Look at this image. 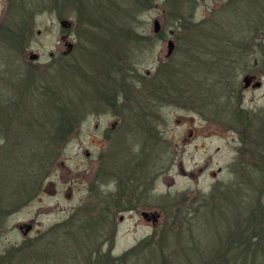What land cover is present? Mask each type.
<instances>
[{
    "label": "rangeland",
    "instance_id": "obj_1",
    "mask_svg": "<svg viewBox=\"0 0 264 264\" xmlns=\"http://www.w3.org/2000/svg\"><path fill=\"white\" fill-rule=\"evenodd\" d=\"M62 15L67 33L42 14L27 49L0 43V256L91 264L90 249L119 257L149 240L126 264H264V85L242 108L226 86L264 76V0H73ZM58 90L84 102L59 148L45 97ZM115 90L118 113L90 106ZM132 177L133 208L106 206ZM89 217L104 222L91 235Z\"/></svg>",
    "mask_w": 264,
    "mask_h": 264
},
{
    "label": "flooded vegetation",
    "instance_id": "obj_2",
    "mask_svg": "<svg viewBox=\"0 0 264 264\" xmlns=\"http://www.w3.org/2000/svg\"><path fill=\"white\" fill-rule=\"evenodd\" d=\"M72 9H73V0H49L48 2L45 1L43 3H41V0H0V43L8 47L11 46L13 48H18V49H27L29 47L30 34L33 30V25H32L33 19L38 16H41L42 14H57L60 18L59 19L60 26L67 33L74 27V23L69 19L63 18L64 15H62V13H64L65 11H67L68 13L72 11ZM25 18H27L28 20L26 21ZM64 21L66 22L65 26H63L62 24V22ZM154 33H155L154 35L158 37H163L164 34L162 27H160L158 32L154 31ZM37 34L42 35L41 31H38ZM169 34L171 38L174 36V32L172 30L169 31ZM111 36L112 35H110L109 38H112ZM116 36L113 35V37ZM60 39L65 41V45L67 46V48L69 44H73L71 41H69V34L62 35ZM65 53H69V52H65ZM246 77L251 78L249 82L244 81ZM263 79H264L263 75L258 76L255 74L248 73L243 78L244 86L242 90L238 87L234 88L230 83H228L229 82L228 80L226 86L229 89L228 90L229 98L233 100L234 104H236L237 106L240 105L242 108L245 103L244 92L262 88L264 85ZM118 94L119 92L117 90L110 92L103 91L99 97L98 105L93 107L97 108L102 103H104L103 107H105V109L113 110L118 113L122 109V106L118 104V96H117ZM117 124H118V120H116L112 124V129H115ZM96 128H98V125H96ZM127 134L128 133H126L125 135L127 136ZM193 134L194 131L191 130L190 135L192 136ZM108 139H111V136L109 135L105 136V140ZM87 155H90L89 151H87ZM129 186L130 187L123 188V190L121 189L120 192L118 193H110L108 195L107 201L105 202L106 206H108L109 204V205H115L117 206V208H122L123 206V208L132 209L133 208V177L131 178ZM150 216L151 215L149 213V215L146 218L150 219ZM151 219H153L154 223H156L158 220V216L153 215ZM36 225L37 223H35V221L32 220L28 223L20 224L19 228L23 231L24 237L28 238L29 234L33 231ZM30 246L31 244H27L24 247H30ZM32 253H34L33 250H28L26 248L18 249L16 251H11L9 252V255H7L3 259V262L4 264L25 263L26 261L33 259ZM17 254L18 256L20 255L21 256L16 259ZM27 254H30L31 257L25 258ZM91 261L95 262V259H92ZM98 261H102L101 262L102 264L105 263V259H103V257L98 259Z\"/></svg>",
    "mask_w": 264,
    "mask_h": 264
},
{
    "label": "trees",
    "instance_id": "obj_3",
    "mask_svg": "<svg viewBox=\"0 0 264 264\" xmlns=\"http://www.w3.org/2000/svg\"><path fill=\"white\" fill-rule=\"evenodd\" d=\"M136 2H133V8ZM136 37V36H135ZM115 66V65H114ZM72 72L76 73V74H80V78L83 74V72H81V69L79 68H71ZM83 79V78H82ZM58 93H53L52 91L50 92V94L48 93V96L46 95V99L48 101H50L51 103V107L53 105L54 108H52V110L55 111L56 113V119L53 120V128H52V133L53 137L52 140L54 146L56 145L57 148L62 147L67 140L70 138V136H72V134L77 130V126L80 124V117L82 118V107L84 106V102L82 100L81 96L78 95H74V94H70V93H63V91L61 90V92L58 90ZM100 93V92H99ZM99 97V96H98ZM99 101V99H97V101H93L91 102L90 106H96L98 104H95ZM51 145V144H49ZM55 155H56V151ZM40 187V185L37 184V187ZM90 219V217H89ZM86 219L87 221V226L86 228L84 227V232H87V234L91 235V234H95L98 230V226H104V222H98L95 217H92L90 220ZM109 219V218H107ZM108 221H111V219H109ZM86 230V231H85ZM71 235H81V231L78 228H72V231L69 233ZM165 237H162V239H164ZM113 239V235H111L110 240L112 241ZM147 242H149V240L144 241L143 243H140V245L143 246H147ZM138 245L135 248H131L130 250H128L127 252H125L122 256L119 257H113L111 256L109 253H105V263L104 264H126V260L129 259L130 257H134L137 252H138V248H140ZM161 248L163 249V246H161ZM111 250V249H110ZM109 250V251H110ZM102 248H94L93 250L90 249V254L88 255L89 257L93 255V259H95V262L90 261L91 264H102V261H98V259H100L102 257ZM6 257V255H1L0 256V264H4L3 259ZM92 260V259H91ZM89 264V263H88Z\"/></svg>",
    "mask_w": 264,
    "mask_h": 264
},
{
    "label": "water",
    "instance_id": "obj_4",
    "mask_svg": "<svg viewBox=\"0 0 264 264\" xmlns=\"http://www.w3.org/2000/svg\"><path fill=\"white\" fill-rule=\"evenodd\" d=\"M62 24H63V26H65L66 25V22L64 21V22H62ZM160 27H161L160 22L158 20H155L154 21V31L155 32H158L159 29H160ZM167 47H168V53H167V55L170 56L173 53L174 49H175V42L173 40H169L168 43H167ZM72 49H73V44H69L68 51L67 52H70ZM30 58L31 59H36V58H38V55L33 53V54L30 55ZM250 79L251 78H247L246 77L244 79V81L245 82H249ZM148 215H149V213H147V212H144L143 213V216L144 217H147Z\"/></svg>",
    "mask_w": 264,
    "mask_h": 264
}]
</instances>
